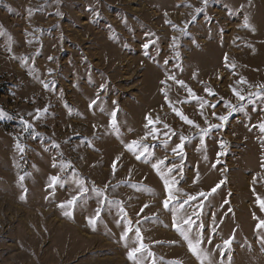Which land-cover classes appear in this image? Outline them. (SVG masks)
I'll return each instance as SVG.
<instances>
[{
    "label": "rangeland",
    "instance_id": "374dc122",
    "mask_svg": "<svg viewBox=\"0 0 264 264\" xmlns=\"http://www.w3.org/2000/svg\"><path fill=\"white\" fill-rule=\"evenodd\" d=\"M261 124L264 0H0V264H264Z\"/></svg>",
    "mask_w": 264,
    "mask_h": 264
},
{
    "label": "snow or ice",
    "instance_id": "6c2138e0",
    "mask_svg": "<svg viewBox=\"0 0 264 264\" xmlns=\"http://www.w3.org/2000/svg\"><path fill=\"white\" fill-rule=\"evenodd\" d=\"M246 26H247V25H246ZM180 83H182V82H180ZM234 91H235V90H234ZM210 94H211V93H210ZM236 94L239 96V93H236ZM239 99L243 100L244 97H243V96H239ZM177 114L180 115L181 118L184 119L186 123H188V124H194L193 121L188 120L187 117H184V116H183V114H181V113H177ZM220 119H222V120H226L227 117H221ZM149 123H152L151 119H149ZM194 126H197V125H194ZM260 128H261L262 131H264V124H261V125H260ZM182 139H183V138H182ZM137 158H139V157H137ZM212 191H215V188H214ZM144 207H148V206L145 205ZM164 207H165V208L168 207V202H167V201L164 202ZM189 248H190L191 251H193V254H194V255L197 254L195 248L192 246L191 243L189 244ZM129 258H130V259L132 258V254H131V253L129 254ZM198 258H199V256H198Z\"/></svg>",
    "mask_w": 264,
    "mask_h": 264
}]
</instances>
